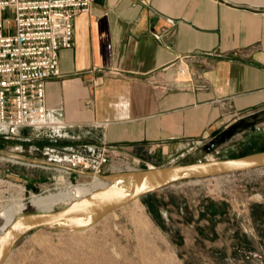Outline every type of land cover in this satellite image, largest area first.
<instances>
[{"label": "crops", "instance_id": "1", "mask_svg": "<svg viewBox=\"0 0 264 264\" xmlns=\"http://www.w3.org/2000/svg\"><path fill=\"white\" fill-rule=\"evenodd\" d=\"M74 26L60 75L46 80L51 134L34 132L61 167L105 145L161 166L264 109V0H94ZM194 53L192 79L175 80Z\"/></svg>", "mask_w": 264, "mask_h": 264}, {"label": "rangeland", "instance_id": "2", "mask_svg": "<svg viewBox=\"0 0 264 264\" xmlns=\"http://www.w3.org/2000/svg\"><path fill=\"white\" fill-rule=\"evenodd\" d=\"M12 18L10 11L5 13L6 31L7 20ZM48 129H33L26 140L0 133V219L19 204L24 206L22 213L62 207L71 200L40 207L32 201V194L46 196L96 179L65 173L66 167L59 166L65 162L52 157L55 152L43 154L40 142L35 147L34 132L49 136ZM45 142L50 141L46 138ZM263 150L264 121L214 152L208 153L203 146L196 154L157 164L232 158ZM4 155L21 158L6 160ZM138 210L144 213L142 218L136 215ZM6 262L264 264V168L175 183L111 212L85 231L35 230L17 242Z\"/></svg>", "mask_w": 264, "mask_h": 264}, {"label": "built area", "instance_id": "3", "mask_svg": "<svg viewBox=\"0 0 264 264\" xmlns=\"http://www.w3.org/2000/svg\"><path fill=\"white\" fill-rule=\"evenodd\" d=\"M93 1L0 0V133L15 137L24 129L49 127L46 80L60 75L59 51L74 45V21ZM9 11L13 18L7 20L6 31L5 13ZM200 56L194 53L180 58L175 80L192 79L191 61ZM250 114L235 115L233 122ZM68 163L65 173L76 170L77 176L92 179L153 167L124 145H105L91 158L75 155Z\"/></svg>", "mask_w": 264, "mask_h": 264}, {"label": "water", "instance_id": "4", "mask_svg": "<svg viewBox=\"0 0 264 264\" xmlns=\"http://www.w3.org/2000/svg\"><path fill=\"white\" fill-rule=\"evenodd\" d=\"M263 121L264 109L238 119L207 142L204 150L208 153L214 152L240 132ZM260 168H264V150L232 158L157 166L103 175L101 178L106 183L105 187L80 200L58 208L37 210L15 216L0 235V264L7 261L22 237L35 230L49 228L85 231L111 212L175 183L216 178ZM87 175H92V173H87Z\"/></svg>", "mask_w": 264, "mask_h": 264}, {"label": "bare ground", "instance_id": "5", "mask_svg": "<svg viewBox=\"0 0 264 264\" xmlns=\"http://www.w3.org/2000/svg\"><path fill=\"white\" fill-rule=\"evenodd\" d=\"M2 158L6 160L13 159L17 161L16 157L10 156V155H4L2 156ZM64 170H66V168L63 169L62 171ZM94 178L96 179L92 180L89 183L82 184L76 188L69 189V190H60L59 192L52 193L46 196L32 194V201L36 203L37 205H39L40 207H53L55 205L63 203L67 199H70L71 202L80 200L81 198H84L90 195L91 193L105 187L106 183L105 181L104 182L102 181L103 178L102 179L100 177H94ZM97 184H99V187H96ZM134 203H136V201ZM23 207L24 206L22 204L15 205L14 207L11 208L10 215L5 216L4 218L0 219V235L3 233L5 228L10 224L12 219L18 214L22 213L21 211ZM136 215L142 218L144 216V213L142 212V210H138Z\"/></svg>", "mask_w": 264, "mask_h": 264}]
</instances>
